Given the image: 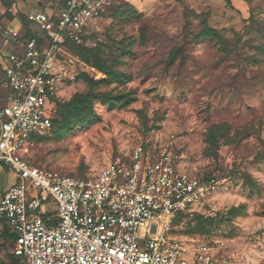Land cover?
<instances>
[{
  "label": "rangeland",
  "instance_id": "obj_1",
  "mask_svg": "<svg viewBox=\"0 0 264 264\" xmlns=\"http://www.w3.org/2000/svg\"><path fill=\"white\" fill-rule=\"evenodd\" d=\"M62 1L0 0V24L26 14L18 36L37 32L38 12L55 16ZM229 1L116 0L66 46L52 129L31 135L21 155L83 179L138 146L165 155L218 181L170 235L188 253L207 245L223 264H264V0ZM1 27L2 41L20 42ZM73 98L84 107L64 119Z\"/></svg>",
  "mask_w": 264,
  "mask_h": 264
},
{
  "label": "built area",
  "instance_id": "obj_2",
  "mask_svg": "<svg viewBox=\"0 0 264 264\" xmlns=\"http://www.w3.org/2000/svg\"><path fill=\"white\" fill-rule=\"evenodd\" d=\"M115 4L65 0L55 16L38 12L28 37L8 30L21 40L4 68L9 95L0 105V166L15 177L0 200V221L14 238L13 255L23 264H223L207 245L188 253L170 235L173 221L210 196L217 180L182 172L141 146L93 179L40 170L21 155L31 135L52 129L65 43H80L85 27ZM50 200L53 211L44 207Z\"/></svg>",
  "mask_w": 264,
  "mask_h": 264
},
{
  "label": "crops",
  "instance_id": "obj_3",
  "mask_svg": "<svg viewBox=\"0 0 264 264\" xmlns=\"http://www.w3.org/2000/svg\"><path fill=\"white\" fill-rule=\"evenodd\" d=\"M17 14L10 16L9 20L0 24L2 26V31H4V29H11L17 31L19 34L20 30L24 27L17 17ZM24 15L26 16V14ZM19 41L20 42H18L17 45H14L12 43L2 41L0 38V99L9 95V89L5 81L4 68L9 63V56L18 54L21 45V40ZM5 171H2L3 173L0 172V200L4 192L15 182L14 175L11 172ZM13 239L14 238L8 228L2 221H0V264H12V260H10L12 256H10L7 252V244L11 241L13 243Z\"/></svg>",
  "mask_w": 264,
  "mask_h": 264
},
{
  "label": "trees",
  "instance_id": "obj_4",
  "mask_svg": "<svg viewBox=\"0 0 264 264\" xmlns=\"http://www.w3.org/2000/svg\"><path fill=\"white\" fill-rule=\"evenodd\" d=\"M228 5H230V1L229 0H224ZM64 2H65V0H63L62 1V3H61V5H60V7L61 6H63V4H64ZM17 17L19 18V20L21 21V23H22V25H23V27L24 28H26L27 26H26V22H25V20L27 19L26 18V16L24 15V14H21V13H18L17 14ZM27 29V28H26ZM30 35V32L27 30V32H25V34H24V36L25 37H28ZM72 42H66L65 43V48H66V46L68 45V44H71ZM58 101V99H56L55 100V103ZM72 104H74V107L73 108H70V109H68V111H65L64 110V112L62 113V117L64 118V119H67V117L68 116H66V114H71V113H73V112H79V111H81L82 109H83V107H84V103H82V99L81 98H73L72 99ZM64 107H67V106H64ZM52 125H53V121H52ZM179 218V217H178ZM13 257H15L14 255H13ZM12 257V264H23L22 263V260L21 259H19V258H17V257H15L16 259H14Z\"/></svg>",
  "mask_w": 264,
  "mask_h": 264
}]
</instances>
